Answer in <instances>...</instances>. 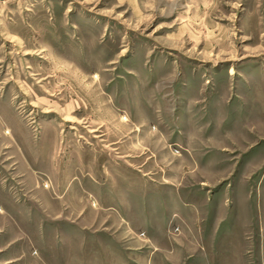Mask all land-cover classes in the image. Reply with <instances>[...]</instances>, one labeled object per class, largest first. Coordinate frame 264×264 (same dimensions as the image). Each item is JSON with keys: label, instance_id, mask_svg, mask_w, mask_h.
<instances>
[{"label": "rangeland", "instance_id": "rangeland-1", "mask_svg": "<svg viewBox=\"0 0 264 264\" xmlns=\"http://www.w3.org/2000/svg\"><path fill=\"white\" fill-rule=\"evenodd\" d=\"M0 264H264V0H0Z\"/></svg>", "mask_w": 264, "mask_h": 264}]
</instances>
